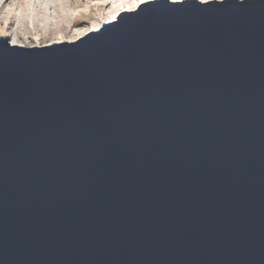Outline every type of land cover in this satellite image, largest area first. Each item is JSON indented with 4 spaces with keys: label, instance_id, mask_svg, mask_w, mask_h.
<instances>
[{
    "label": "water",
    "instance_id": "1",
    "mask_svg": "<svg viewBox=\"0 0 264 264\" xmlns=\"http://www.w3.org/2000/svg\"><path fill=\"white\" fill-rule=\"evenodd\" d=\"M0 264H264V0L0 37Z\"/></svg>",
    "mask_w": 264,
    "mask_h": 264
},
{
    "label": "bare ground",
    "instance_id": "2",
    "mask_svg": "<svg viewBox=\"0 0 264 264\" xmlns=\"http://www.w3.org/2000/svg\"><path fill=\"white\" fill-rule=\"evenodd\" d=\"M148 1L153 0H111L109 3L110 7L107 12L98 14L96 20L87 28H76V30L74 29V34L70 35L69 30L72 28V24L77 20V18H71V15L69 14V16L67 14V10L65 8H51L48 3L43 4L44 6L41 5L40 0H27L28 11L26 14L20 15L21 18L17 21V26L15 28L9 29V27H4L1 29L0 37L9 38L11 45L22 47H41L53 43L72 42L86 35L90 31L98 30L103 23L116 20L120 13L124 11H134L142 3ZM170 1L183 2L185 0ZM198 1L211 2L223 0ZM1 2L2 0H0V6ZM100 3L107 5L108 0H102L95 6L99 8ZM38 7L43 9L42 13L37 11ZM10 13V11L6 13L5 20L9 17L8 15ZM12 13H14V11ZM80 17L83 18L81 13ZM47 42L50 43L48 44Z\"/></svg>",
    "mask_w": 264,
    "mask_h": 264
},
{
    "label": "rangeland",
    "instance_id": "3",
    "mask_svg": "<svg viewBox=\"0 0 264 264\" xmlns=\"http://www.w3.org/2000/svg\"><path fill=\"white\" fill-rule=\"evenodd\" d=\"M100 1L102 0H40V3L41 5L48 3L51 8H65L67 10V14L71 15H69L71 18H77V20L72 24V28L69 30V34L72 35L74 34L76 28H87L96 20L98 14L108 11L111 0H108L107 5L100 3L99 8H97L95 5ZM40 8L41 7H38L37 11L42 13L43 9ZM9 11L11 13L5 20L6 13ZM13 11L14 13H12ZM27 11V0H2L0 6V30L4 27H9V29L15 28L17 26V21L21 18L20 15H25ZM80 13L83 15V18L80 17ZM47 43L49 44L50 42Z\"/></svg>",
    "mask_w": 264,
    "mask_h": 264
}]
</instances>
